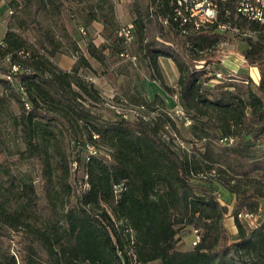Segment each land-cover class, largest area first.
<instances>
[{"label":"trees","instance_id":"trees-1","mask_svg":"<svg viewBox=\"0 0 264 264\" xmlns=\"http://www.w3.org/2000/svg\"><path fill=\"white\" fill-rule=\"evenodd\" d=\"M102 1H12L0 41V118L8 116L20 133L21 156L36 159L38 187L31 173L0 160V264H264V217L249 228L238 216L258 214L264 198V22L226 0L218 17L226 31L211 24L183 33L168 0H132L131 25L152 78L172 93L158 57L178 69V108L191 120L188 151L169 134L189 140L158 94L139 100L134 119L105 118L84 101L99 94L78 74L91 65L65 20V2H90L86 17L93 21ZM105 1L109 14L113 3ZM102 22L107 40H124L111 18ZM230 29L250 32L243 55L259 68L258 82H210V61L198 64L197 53ZM106 47L89 40L85 48L102 59ZM65 51L77 55L69 70L53 62ZM213 183L235 198L231 241L223 224L228 208ZM185 227L199 235L188 249L176 244Z\"/></svg>","mask_w":264,"mask_h":264},{"label":"rangeland","instance_id":"rangeland-1","mask_svg":"<svg viewBox=\"0 0 264 264\" xmlns=\"http://www.w3.org/2000/svg\"><path fill=\"white\" fill-rule=\"evenodd\" d=\"M12 1L22 2V0H0V41L11 15L10 9L14 8ZM89 1L95 3L97 0ZM111 1L113 3L112 11L108 14V4L105 0L102 1L100 4L102 10L96 11V15L100 17V20L93 21H88L86 17L90 2H81L76 6L73 4L74 6L71 7H69L68 2H65L68 5L67 11L64 12L65 20L91 65V68H83L78 74L88 85L90 83L93 85V88L90 89H96L99 94V99L96 101L90 98H84V101L91 105L95 112L105 118L121 115L128 119H134L140 112L136 106L139 100L141 98L152 99L155 94H158L164 99L167 110L172 113L181 134L189 139L188 141H181L174 133L169 132L174 136V143L188 151L192 150L193 139L188 129L191 120L185 115L179 116L176 112L178 108L176 89L178 87L179 72L175 63L170 58L158 57L162 81L165 85L174 89V92L170 93L160 84L158 79L152 78L149 62L140 48V42L134 28H131L130 39L124 38L122 41L109 38L107 40L103 35L102 20L104 17L111 18L113 27H126L131 24L135 16L132 0ZM102 14L104 15L102 16ZM249 33L247 30L243 32L230 29L225 32L223 41L197 53V56L201 58L198 64L204 63L206 60L210 61L206 67L213 70L212 73H215V77L210 82L223 80L227 77L236 81H243V84L249 79L254 82L259 81V68L256 65H249L243 55V49L247 47L246 36ZM89 40H93L98 47L102 43H106L107 47L102 50L104 55L102 59L94 58L88 54L85 47ZM76 58L77 55L72 54L71 51H65L54 56L53 62L58 68L69 70ZM11 107L15 113L19 112L18 105L14 101L11 102ZM60 137L61 134H59L58 139H60L62 147L69 151ZM66 142L67 138H65ZM197 145H200V142H197ZM261 146L264 147V143H261ZM23 149L24 144L20 133L13 129L11 119L3 114L0 118V160L7 159L8 163L11 164L12 171L15 173H31L35 178L34 183L38 187L37 161L33 157L21 156L20 151ZM78 174H81L80 170ZM200 185L209 186L203 181L200 182ZM211 187L220 202L228 208L223 224L229 241H231L237 234L234 218L231 214L235 201L234 195L218 183H213ZM258 212L255 215L239 213L238 216L242 217L241 221L246 227H254L259 220V216L264 217V198L260 199ZM198 239L199 235L196 229L185 227L177 234L176 244L179 248L188 249ZM12 247H15L14 243H12Z\"/></svg>","mask_w":264,"mask_h":264},{"label":"built area","instance_id":"built-area-1","mask_svg":"<svg viewBox=\"0 0 264 264\" xmlns=\"http://www.w3.org/2000/svg\"><path fill=\"white\" fill-rule=\"evenodd\" d=\"M222 1L226 0H168L172 7V20L182 27L183 33L211 24H216L220 31H226L229 25L218 22L219 3ZM235 3L237 12L264 22V0H235ZM164 23L166 24L167 21ZM131 28V24L126 27L121 26L118 35L130 39ZM18 68V65H12L14 71ZM7 78L12 80L10 75ZM176 112L179 116L185 115L180 108H177Z\"/></svg>","mask_w":264,"mask_h":264},{"label":"crops","instance_id":"crops-1","mask_svg":"<svg viewBox=\"0 0 264 264\" xmlns=\"http://www.w3.org/2000/svg\"><path fill=\"white\" fill-rule=\"evenodd\" d=\"M4 32H5V30H4Z\"/></svg>","mask_w":264,"mask_h":264}]
</instances>
